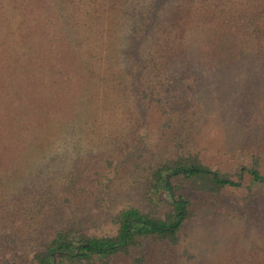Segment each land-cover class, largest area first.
I'll return each mask as SVG.
<instances>
[{
	"label": "trees",
	"instance_id": "trees-1",
	"mask_svg": "<svg viewBox=\"0 0 264 264\" xmlns=\"http://www.w3.org/2000/svg\"><path fill=\"white\" fill-rule=\"evenodd\" d=\"M5 145L0 264H264V0H0Z\"/></svg>",
	"mask_w": 264,
	"mask_h": 264
},
{
	"label": "rangeland",
	"instance_id": "rangeland-1",
	"mask_svg": "<svg viewBox=\"0 0 264 264\" xmlns=\"http://www.w3.org/2000/svg\"><path fill=\"white\" fill-rule=\"evenodd\" d=\"M27 4L32 2H36V0H24ZM48 36V35H46ZM51 41V40H50ZM48 43V42H47ZM53 47L56 52H58L59 56L66 55L67 46L62 34H59L57 39L53 42ZM154 126L159 122V113L156 112L154 115ZM5 146L0 147V168L6 167L13 159V157L17 154V150L15 148H8ZM236 154L231 152H225L223 146L218 143L216 146L210 148L205 153L206 162L212 167H224L229 170H234L235 167L240 164V162L247 161L248 158L239 157ZM247 178L243 182L246 183ZM188 246L191 247L196 252H200L205 254L206 260H212L215 258H219L224 254L222 237L219 234H214L211 236H206L203 239L192 238L188 241Z\"/></svg>",
	"mask_w": 264,
	"mask_h": 264
}]
</instances>
